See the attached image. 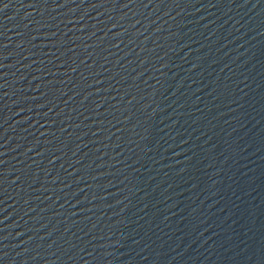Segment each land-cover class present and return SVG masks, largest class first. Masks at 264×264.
I'll return each mask as SVG.
<instances>
[{
  "label": "water",
  "instance_id": "water-1",
  "mask_svg": "<svg viewBox=\"0 0 264 264\" xmlns=\"http://www.w3.org/2000/svg\"><path fill=\"white\" fill-rule=\"evenodd\" d=\"M0 264H264V0H0Z\"/></svg>",
  "mask_w": 264,
  "mask_h": 264
}]
</instances>
